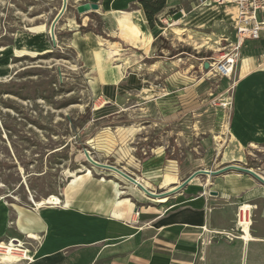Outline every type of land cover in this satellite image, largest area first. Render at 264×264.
Here are the masks:
<instances>
[{
  "label": "rangeland",
  "instance_id": "1",
  "mask_svg": "<svg viewBox=\"0 0 264 264\" xmlns=\"http://www.w3.org/2000/svg\"><path fill=\"white\" fill-rule=\"evenodd\" d=\"M86 2L98 4L99 10L78 14L76 7ZM165 2L149 28L138 0H68L53 48L48 29L61 0H0V245L25 248L35 260L41 235L35 241L19 236L18 211L36 213L42 221V231L36 233L78 231L85 230L78 219L95 212L86 208L90 204L100 207L109 221L112 202L121 199L133 209H121L124 219L119 225L149 227L163 248L176 235L161 228L184 222L178 212L185 206L192 210L195 202L187 201L204 190L194 178L167 200L147 198L121 176L90 166L84 150L155 192L164 190L159 186L165 174L177 184L195 170L234 164L228 130L224 134L229 118L213 101L230 97L241 60L257 57L255 46L245 42L231 78H221L203 64L217 66L229 58L235 30L231 15L221 12L231 7L203 6L200 0ZM137 11L145 19L142 31L141 17H134ZM123 12L136 14L125 20ZM167 14H173L177 24H164ZM129 20L142 37L149 36L147 53L119 38L117 25ZM177 29L185 37L177 36ZM109 43L119 46L114 56ZM112 75L122 79L112 82ZM244 152L242 162L248 168L262 160L257 150ZM66 197L67 210L78 221L59 209L43 208L50 203L61 207ZM241 208L234 206L240 219L236 232L230 237L212 234V242L229 245L231 238L242 235L240 227L242 237L250 238L251 219ZM229 262L209 256L194 264Z\"/></svg>",
  "mask_w": 264,
  "mask_h": 264
},
{
  "label": "crops",
  "instance_id": "2",
  "mask_svg": "<svg viewBox=\"0 0 264 264\" xmlns=\"http://www.w3.org/2000/svg\"><path fill=\"white\" fill-rule=\"evenodd\" d=\"M137 14H140L142 20V31L145 19L140 11H137ZM221 14L231 15L232 19L235 17L232 8L225 9ZM123 43L127 44L124 41ZM150 43L148 51L151 48ZM262 43L264 44V39L249 43L255 46L254 53L257 57H244L241 60L230 85L232 108L228 114L227 148L231 149L229 152L233 158L230 162L246 168L248 166L242 162L245 158L244 151L257 150L262 160L258 165L250 168L264 177V47ZM127 45L141 50L143 54L148 52L131 44ZM121 50L125 51L122 48ZM121 50L117 55H120ZM111 78L110 81L116 82L121 80L122 76L116 80L113 75ZM197 179L201 185L199 187H203L204 190L196 198L187 201L195 202L192 210L185 206L183 207L185 210L178 212L184 222L166 224L161 228L163 232L166 230L176 235L173 240L165 242L167 246L163 248L155 243L149 227L144 229L119 225L124 219L120 213L121 209L124 206L130 211L133 209L120 199L112 202L113 210L109 221L100 207L91 204L86 207L87 209L92 207L91 210L95 212L78 219L82 220L81 224L85 229L78 231L36 233L42 231V221L36 213L18 211L15 226L18 232L22 233L19 236H26L35 241L41 235V243L36 248L38 255L33 260L27 255L28 250L23 248L21 250L24 256L19 262H0V264H22V261L26 262L24 264H194L196 260L209 256L229 258L231 264H264V185L261 186L251 176L235 171L219 177H210V184L208 183L206 187L202 184L203 178ZM79 180L75 185L71 187L69 185L68 189L74 188ZM214 185L218 186L217 189L211 187ZM210 192H215L216 195H210ZM67 200V197L63 199L61 207L43 208L59 209L60 214L72 216L73 221H78L67 210L70 207ZM239 204L243 205L240 211H245L251 219L250 238L242 237L244 232L240 227L242 235L233 238L236 243L232 238L229 240V245L212 242V234L230 237L239 228L237 222L239 215L234 210V206ZM170 208L172 207L168 209ZM12 239L14 238L10 240ZM18 241L21 243L20 240Z\"/></svg>",
  "mask_w": 264,
  "mask_h": 264
},
{
  "label": "built area",
  "instance_id": "3",
  "mask_svg": "<svg viewBox=\"0 0 264 264\" xmlns=\"http://www.w3.org/2000/svg\"><path fill=\"white\" fill-rule=\"evenodd\" d=\"M201 5L210 7H231L234 10L235 17L232 20L235 30L236 40L232 50L224 58L223 63H218L219 69L214 74L221 78H231L237 59L238 51L245 45V42L255 43L264 39V0H200ZM180 12V11H179ZM182 13V11H181ZM164 24H177L172 15H165ZM216 66V67H217ZM215 64L209 63L210 71H214ZM213 101V100H212ZM213 105L220 108L223 114L228 115L232 108L231 96ZM225 115V116H226ZM229 116V115H228ZM227 116V117H228ZM240 220V219H239ZM238 220V223H239Z\"/></svg>",
  "mask_w": 264,
  "mask_h": 264
},
{
  "label": "water",
  "instance_id": "4",
  "mask_svg": "<svg viewBox=\"0 0 264 264\" xmlns=\"http://www.w3.org/2000/svg\"><path fill=\"white\" fill-rule=\"evenodd\" d=\"M67 1L68 0H61V7L58 10L57 14L54 16V18L52 19V22L50 23L49 29H48V34H50V38H51V46L54 48L56 47V36L54 34L56 25L58 24V22L60 21V18L63 16V14L65 13L66 9H67ZM99 10V5L96 3H90V2H86V3H82L80 5H78L76 7V12L78 14H85L86 12H96ZM203 67L205 69L209 68V64L208 63H204ZM84 153V157H85V161L88 162L90 164V166H92L93 168L99 169L100 171H109L111 173H114L116 175H118L119 177L121 176L123 179H125L128 183H130L131 185H135L138 189H140L142 191V193L147 197V198H156V199H163L165 198L166 200L173 195H176L177 193H179L180 191H182L186 186H188L189 184H191V181L194 178H203L204 182L202 183L203 185H206L207 182H209V178L210 177H219L220 175H223L227 172H238V173H242L245 174L247 176H251L253 179H255L261 186L264 185V177L260 176L258 173H256L255 171H253L251 168H245L241 165L238 164H231V165H226L223 167H220V169L217 170H195L191 173L190 176H188L187 178H185L183 181H181L180 183L175 184L171 189L168 188H164V190L162 192H155V190H148L145 189L139 182L138 180L129 175L128 173H126L122 168H117L114 165H110L108 163H100L95 161L91 154H89V152L87 150L83 151ZM210 195L215 196L216 193L215 192H210Z\"/></svg>",
  "mask_w": 264,
  "mask_h": 264
},
{
  "label": "bare ground",
  "instance_id": "5",
  "mask_svg": "<svg viewBox=\"0 0 264 264\" xmlns=\"http://www.w3.org/2000/svg\"><path fill=\"white\" fill-rule=\"evenodd\" d=\"M134 13L130 12V13H122V17L125 18V20H128V16L129 15H132ZM136 14V13H135ZM134 14V15H135ZM140 15V14H139ZM139 15H135V19L136 18H139L138 16ZM133 16V15H132ZM234 18V17H233ZM117 30L119 32V38L122 39L125 43L127 44H131L133 46H136L140 49H143L144 51H148V48H149V43H150V38L149 36L147 37H142L141 35V31H139V28L137 27L136 23H133L132 21H123L121 23H119L117 25ZM178 30V29H177ZM179 31V30H178ZM183 32H176V35L177 36H184L182 35ZM185 37V36H184ZM178 39V38H177ZM180 39V38H179ZM178 39V40H179ZM182 39V38H181ZM187 39H191L190 36H187ZM205 39V38H204ZM102 41L99 42V45L101 46L102 45ZM204 43V42H203ZM199 46V45H197ZM107 47L109 49H112V53L113 54H116L117 50H118V47L117 44H107ZM203 46H200L199 48H202ZM121 49V48H120ZM209 49V48H208ZM17 52H25L24 50H21V51H17ZM219 69V67L215 66L214 67V71H211L212 73H214L215 71H217ZM210 72V73H211ZM227 126L225 125L224 126V134L227 133ZM218 138V137H217ZM216 138V139H217ZM108 175V174H107ZM176 183V178L169 175V174H166L163 176V180L162 182L160 183V188L161 189H168V188H172L173 185H175ZM143 186L145 188H148V185L143 182ZM138 191V190H137ZM156 199V198H155ZM45 206H58V204H54V203H50L49 205H45ZM18 245V244H17ZM0 251H3V253H0V261L2 263H7V262H19L22 257L24 256V252L23 250H19V247H11V246H6V245H0ZM30 257V256H29Z\"/></svg>",
  "mask_w": 264,
  "mask_h": 264
},
{
  "label": "trees",
  "instance_id": "6",
  "mask_svg": "<svg viewBox=\"0 0 264 264\" xmlns=\"http://www.w3.org/2000/svg\"><path fill=\"white\" fill-rule=\"evenodd\" d=\"M166 0H138L149 28L154 27L156 17L166 7Z\"/></svg>",
  "mask_w": 264,
  "mask_h": 264
}]
</instances>
